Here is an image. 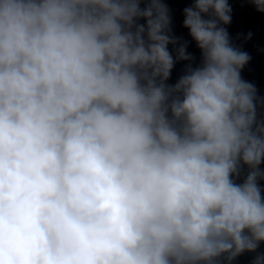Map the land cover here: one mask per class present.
I'll return each instance as SVG.
<instances>
[{
  "label": "clouds",
  "instance_id": "obj_1",
  "mask_svg": "<svg viewBox=\"0 0 264 264\" xmlns=\"http://www.w3.org/2000/svg\"><path fill=\"white\" fill-rule=\"evenodd\" d=\"M184 15L202 61L168 86L160 0H0V264H231L264 242L251 57L228 0Z\"/></svg>",
  "mask_w": 264,
  "mask_h": 264
},
{
  "label": "water",
  "instance_id": "obj_2",
  "mask_svg": "<svg viewBox=\"0 0 264 264\" xmlns=\"http://www.w3.org/2000/svg\"><path fill=\"white\" fill-rule=\"evenodd\" d=\"M151 0H140L141 8H144ZM167 5L171 18V35L177 39V44H169L168 51L173 57L174 66L171 70L169 79L165 82L168 86H174L179 79L187 73L188 65L193 68L199 67L202 61V53L197 43L190 35V30L184 27V9L191 7L195 0H160ZM232 8L231 23L222 25L226 27L231 43L234 47L247 52L251 57L250 61L241 71L243 80L253 84L257 89V97L260 103H257V121L264 123V12L256 10L251 0H228ZM207 18V17H205ZM137 24L147 28V21L140 18ZM249 33L251 34L249 38ZM145 39L147 35L145 32ZM186 44V51L193 57L192 60H178L177 49ZM171 118V112L168 113ZM264 170V163L260 165ZM250 169L247 165L241 163L238 176L232 177L235 183L242 184L247 178ZM258 185L261 188V196L264 199V180H259ZM264 254V242L259 244L255 252L245 251L231 261V264H254L257 255ZM216 264H228V261L221 257Z\"/></svg>",
  "mask_w": 264,
  "mask_h": 264
}]
</instances>
